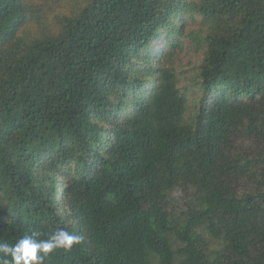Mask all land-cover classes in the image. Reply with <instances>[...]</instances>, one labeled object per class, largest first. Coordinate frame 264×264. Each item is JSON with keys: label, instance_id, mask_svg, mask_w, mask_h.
<instances>
[{"label": "trees", "instance_id": "1", "mask_svg": "<svg viewBox=\"0 0 264 264\" xmlns=\"http://www.w3.org/2000/svg\"><path fill=\"white\" fill-rule=\"evenodd\" d=\"M58 229L44 264H264V0H0V243Z\"/></svg>", "mask_w": 264, "mask_h": 264}, {"label": "clouds", "instance_id": "2", "mask_svg": "<svg viewBox=\"0 0 264 264\" xmlns=\"http://www.w3.org/2000/svg\"><path fill=\"white\" fill-rule=\"evenodd\" d=\"M40 233L33 232L20 237L13 245L0 243V253L10 256L11 260H4L3 264H44L45 258L55 249L70 250L74 244L82 240L80 235L66 229H58L47 239H39Z\"/></svg>", "mask_w": 264, "mask_h": 264}, {"label": "rangeland", "instance_id": "3", "mask_svg": "<svg viewBox=\"0 0 264 264\" xmlns=\"http://www.w3.org/2000/svg\"><path fill=\"white\" fill-rule=\"evenodd\" d=\"M185 47L182 51H180L181 53L179 54V59H178V63H179V69L181 71H183V73L186 71V73L191 74L192 70L194 69V67L196 66V64L198 63V60L200 58V56L202 55V52L196 51L193 47H189V41H185ZM170 48H167L166 51H169ZM181 73V75L183 74ZM186 82V78L182 77V81L181 83L184 84ZM189 99L191 101L194 100V96L193 94H189ZM174 197H176L177 199L180 198V193H174ZM176 204L180 205V201L176 200ZM211 239V238H210Z\"/></svg>", "mask_w": 264, "mask_h": 264}]
</instances>
